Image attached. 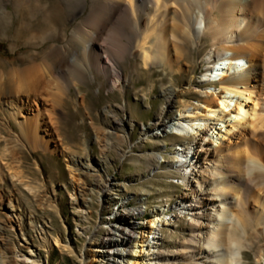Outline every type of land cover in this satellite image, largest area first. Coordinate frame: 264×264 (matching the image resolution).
I'll use <instances>...</instances> for the list:
<instances>
[{
    "label": "bare ground",
    "instance_id": "bare-ground-1",
    "mask_svg": "<svg viewBox=\"0 0 264 264\" xmlns=\"http://www.w3.org/2000/svg\"><path fill=\"white\" fill-rule=\"evenodd\" d=\"M46 10L54 19L64 15L73 30L65 38L58 29L45 31L41 40L54 43L46 51L44 62L13 66L10 72L14 78L9 75L5 90L0 89L5 103L14 107L12 114H23L30 120L18 121L21 132L17 143L23 142L31 150L43 147L57 153L58 144L54 149L49 147L54 142L53 133L44 130L43 108L33 110L27 101L31 99L39 106L36 100L44 82L50 84L53 74L69 65L76 54L84 67L77 78L97 80V75H106L112 91L131 87L132 79L122 62L132 57L145 72L156 69L169 78V85L162 88L167 104L143 131L147 138L169 134L184 138L175 146V161L170 167L164 154L151 152L161 161L153 171L166 168L170 172L168 182L183 186L179 199L172 203V197H167L163 204L150 206L144 198L131 207L132 198L120 197L111 214L92 232L84 264H250L247 251L254 252L255 264H264V0H0V32L16 24L17 17L34 19ZM32 31V25L24 26L16 36L32 34L31 41L38 38ZM58 38L68 42L57 43ZM202 47L207 50L201 61V85L195 86L200 98L196 104L190 101L172 113L195 78L193 74L187 78L191 71L185 69L184 62ZM215 64H219L215 74L222 79L216 85L217 80L212 78ZM230 72L235 74L231 76ZM183 75L186 84L176 88L174 80ZM79 97L85 98V93ZM125 107L120 106L123 111ZM114 118L119 125L124 122ZM8 122L15 131L12 119ZM1 130L8 132L4 127ZM42 130L43 140L39 136ZM105 132L122 137L110 129ZM125 136L128 139L130 135ZM97 142L103 151L115 146L104 138ZM87 154V161L82 156L73 160L65 156L72 168V183L79 185L70 198L80 204L84 200L83 186L93 177L96 191L104 196L102 205L109 207L119 184L97 168L96 157L90 161V151ZM146 159L150 163L149 157ZM3 164L0 158V184L5 180ZM139 194L140 198L145 195ZM3 201L0 214L10 222L22 221V212L11 200L8 204ZM78 208L81 215L87 214L88 208ZM181 221L188 227L185 237L179 236ZM49 223L43 219L28 226L44 232ZM88 227H83L85 232ZM4 228L0 224V264H12L14 255L6 251ZM77 233L85 236L83 230ZM169 238H174L171 249L166 246ZM52 244L57 246L59 239ZM27 253L31 256L23 255L21 260L28 264H50L49 254L42 260L32 251ZM130 254L131 262L126 263Z\"/></svg>",
    "mask_w": 264,
    "mask_h": 264
},
{
    "label": "rangeland",
    "instance_id": "rangeland-1",
    "mask_svg": "<svg viewBox=\"0 0 264 264\" xmlns=\"http://www.w3.org/2000/svg\"><path fill=\"white\" fill-rule=\"evenodd\" d=\"M16 19V24L5 32H0V89L3 91L8 76L14 78V73L10 72L13 66L25 67L44 62L49 46L54 43L51 40H41V35L45 31L49 28L58 29L57 33L65 38L73 30L72 23L65 21L64 15L61 14L54 19L48 10L41 14L37 13L34 19L31 16ZM30 25H32V33L38 38L30 41L32 34L25 37L16 36L19 28ZM60 41L68 42L61 38L56 42L60 43ZM206 50L207 47H202L200 51L185 60V69L191 71L187 78L191 74L195 75V78L191 80L190 89L183 94V99L176 101L172 113L182 104L190 101L196 104V100L200 98L195 86L201 85L203 73L201 61ZM31 54L34 56H29ZM81 59V56L76 54L69 60V65H65L53 74L54 78L50 84L44 82L39 91L40 98L36 100L39 106L31 99L27 101V104L30 101L34 106L33 110L43 108L44 122H46L44 130L53 133L54 142H51L49 147L54 149V145L58 144L57 153L46 151L43 147L39 150H31L25 143H17L16 138L21 132L18 121L24 123L30 120L23 114H12L14 107L8 102L5 103V97L0 96V127L8 131L0 132V158L6 166L5 180L0 184V195L2 194L0 201L4 200L3 202L6 201L8 204L11 200L12 205L14 204L24 217L22 221L10 222L5 214H0V224L5 227L2 231L3 241L8 242L5 245L6 251L9 255H14L12 264H28L21 259L23 255H28L29 251L37 254L42 260L47 259L49 254L50 264H84V257L90 252L89 238L92 232L99 229L100 222L111 214L114 202L120 197L132 198L131 207L139 203L138 199L144 198L148 205L155 206L163 204L167 197H172V203L176 202L182 191V185L168 182L170 172L166 168L164 171H153L161 161L156 155H151V152L156 150L159 152L158 155L164 154L165 159L170 160V167L175 161V146L184 138L174 134L161 138L155 136L147 138L143 131V128L152 125L167 104L162 88L169 85V78L162 76L156 69L145 72L140 63L136 62L138 60L132 57L122 62V68L128 74V78L132 79L131 87L127 91H112L106 75H97V80L90 78L81 81L77 78L76 74L84 68ZM161 76L164 81L161 80ZM174 83L176 88L184 86L185 76H177ZM84 93L85 98L79 97ZM20 98L25 102L24 94H21ZM204 98L205 96L202 99ZM121 105L126 106L124 111L120 108ZM114 117L124 122L119 125V121L115 122ZM9 118L16 127L15 131L9 127ZM107 129L113 130L122 137L118 138L112 133L106 134ZM125 135L130 136L126 139ZM39 136L40 139H45V132L40 131ZM103 138L106 142L113 141L115 146L103 151L97 142V139ZM89 151L92 155L90 161L96 157L97 161L94 160V164L97 168L116 179L119 184L111 195L112 204H109V207L102 205L104 196L99 190L96 191L97 181L92 179L93 177L83 186L84 200L80 204L70 198V194L79 188V185L75 187L72 183V168L65 161V156L68 155L71 159L82 156V159L87 161ZM147 156L150 163L146 159ZM139 192H144L145 195L140 198L137 196L141 195ZM50 204L53 207H50ZM80 206L88 208L87 214L81 215L78 208ZM89 210L92 212L88 213ZM151 217L149 215V218ZM43 219L50 220L44 232L28 226L31 221L38 224ZM179 225V236L185 237L188 232L186 222L181 221ZM85 226H89L87 232L83 228ZM79 230H83L85 236L79 235L77 233ZM165 232L168 233L167 230ZM57 238L59 244L53 246L52 242ZM169 240L166 246L171 249L174 247V238ZM253 253L246 252V259L250 264L256 262ZM131 255L128 256L126 263L131 262L133 257Z\"/></svg>",
    "mask_w": 264,
    "mask_h": 264
}]
</instances>
